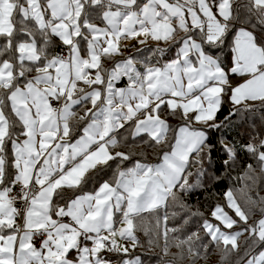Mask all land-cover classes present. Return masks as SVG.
<instances>
[{"label": "snow or ice", "instance_id": "snow-or-ice-1", "mask_svg": "<svg viewBox=\"0 0 264 264\" xmlns=\"http://www.w3.org/2000/svg\"><path fill=\"white\" fill-rule=\"evenodd\" d=\"M229 43L230 64L216 54ZM165 109L184 122L172 140ZM233 117L250 123L219 141L222 164L253 163L210 219L187 197L219 179L205 129ZM137 139L165 146L161 161L119 150ZM261 192L264 0H0V264H144L130 248L146 213L165 255L196 264L214 246L222 264H264Z\"/></svg>", "mask_w": 264, "mask_h": 264}, {"label": "trees", "instance_id": "trees-1", "mask_svg": "<svg viewBox=\"0 0 264 264\" xmlns=\"http://www.w3.org/2000/svg\"><path fill=\"white\" fill-rule=\"evenodd\" d=\"M235 32L233 31L232 36L234 37ZM219 55L225 63L230 64V57H231V44L229 43L228 46L224 47L222 51H218L216 53ZM239 79H236L234 82L238 81ZM242 80V79H240ZM121 86H125L126 81H121ZM232 108V104L228 101V98L225 97V103L221 109V111L217 114V122L223 121L225 116L228 115L229 110ZM250 123V118H246L244 121H241L239 117H233L232 123L230 126H226L223 129L216 130V129H206L208 134V143L211 145H215L216 151L212 154L211 163L206 161L205 162V168L208 170L209 175L214 177H219L218 180L210 181L206 187L202 190H198L195 192V194L189 195L187 197L189 203L193 205V211L199 210L200 212H203L204 215L211 219V211L216 203L223 204L225 202V196L224 193L229 188L234 187H240L242 182H237V176L243 173L244 166L248 163H253L250 159L247 157H241L239 161V165L234 169L225 168L222 164L223 160L227 157L225 154L220 150L219 147V141L221 139H224L226 143L233 142L234 140H242L244 137V134L247 131V125ZM257 123H259L258 120V114H257ZM174 128V127H173ZM174 134L171 131H169V140H172ZM143 140H148L147 134H143ZM138 143H143L142 140L137 139L130 143V145H123L119 150L122 151H129L131 150L134 154H137L138 149H135L134 146H137ZM162 147L160 146L158 154L151 153V158H146L147 162L151 163H158L161 159V152ZM157 148V149H158ZM136 159H133V161ZM115 169V164H113L111 169H105L104 172L99 173H93L92 174V180L84 185V191H89L97 186V184L102 180H107L111 178L112 171ZM261 195H264V192L260 193ZM151 217V218H150ZM154 218V216L150 214H144L141 221V228L137 231V236L139 238V250L142 252V259L145 264L149 263H158L163 261L161 257L165 260H172L176 259L175 257L169 256L165 257L162 255V249L163 248V240L154 241L153 243H149L150 239H153V231L155 228V218L154 222H151L150 219ZM200 219H196V227L199 226ZM171 226V224L169 225ZM149 234L148 236L142 237V234ZM203 235V233H201ZM150 236V237H149ZM148 237L150 239H148ZM146 239V240H145ZM148 240V241H147ZM151 248L160 249L162 252L161 254L158 252H150L149 250ZM173 248V247H172ZM176 248V247H175ZM149 256H152L150 259ZM144 257V258H143ZM202 263L205 264V259L214 261L213 264H222L221 261V255L219 252V249L215 248L214 246H209L206 253L201 254ZM178 260V259H177ZM178 264H185L183 261L178 260Z\"/></svg>", "mask_w": 264, "mask_h": 264}, {"label": "rangeland", "instance_id": "rangeland-1", "mask_svg": "<svg viewBox=\"0 0 264 264\" xmlns=\"http://www.w3.org/2000/svg\"><path fill=\"white\" fill-rule=\"evenodd\" d=\"M98 23H99V21H97ZM104 63H105V66L107 67V66H109L110 64H111V62L110 61H104ZM236 79H239L238 81H236V82H234ZM241 79V77H239L238 75H235V74H233L231 77H230V80H231V82H232V84L233 85H235V84H238V83H242L243 81L242 80H240ZM122 81V80H121ZM118 82L117 83V87H123V86H121V83L122 82ZM87 107H91V105L90 104H88L87 105ZM74 111H76L77 112V114L78 115H80V116H82L83 114H84V111H83V109L80 107V106H77L76 108H74ZM161 117L163 118V119H166L167 120V122L169 123V125H170V131L172 130V132H173V134L174 135H177L178 134V129H179V127L180 126H182L183 125V120L181 119V117L179 116V115H175V114H172L168 109H165L162 113H161ZM174 127V128H173ZM201 126L200 125H196V128L197 129H199ZM206 130V129H205ZM207 131V130H206ZM168 139H169V135H168ZM172 139V138H171ZM158 147H160V146H157V145H155L154 143H151V144H146V143H138L137 144V146H134V148L135 149H138V151H137V154H134L133 155V157H132V159H140L142 162L143 161H146V158H148V160L149 159H152L151 158V156H149V155H151V153H155L156 152V154H158V152H159V148ZM158 148V149H157ZM160 161H161V159H160ZM159 161V162H160ZM158 162V163H159ZM129 166H131V164H129ZM91 190H93V189H91ZM91 190H89V191H91ZM151 218V217H150ZM155 218V217H154ZM154 218H152V219H150L151 220V222H154ZM149 234L147 233V235L146 234H142V237H145V236H148ZM150 237V236H149ZM148 237V239H150ZM146 240V239H145ZM148 241V240H147ZM155 242H156V240H154ZM155 242H152L153 244L155 243ZM124 243H128V244H130V242H127V241H124ZM139 248H140V246H137L134 250H132L131 248H130V251L132 252V254L133 255H139V256H141V259H142V252H141V250H139ZM159 248H161L162 249V247H159ZM150 252H158V253H160L161 254V250L160 249H156V248H151L150 250H149ZM178 249L177 248H175V247H173V248H170V252H169V254L168 255H165L164 254V252H162V255H164L165 257L167 256V257H169V256H172V257H174L172 254H175V253H178ZM152 256H149V258L148 259H150ZM144 258V257H143ZM176 259H178L177 257H175ZM161 259L163 260V261H161V262H158V263H149V264H167V262L169 261V260H165L164 261V259L161 257ZM143 260V259H142ZM202 258H200L199 260H197V262H196V264H203L202 263ZM183 262L185 263V264H190V261L189 260H183ZM214 263V261L212 260V262H211V260H208V259H205V264H213ZM145 264V263H144Z\"/></svg>", "mask_w": 264, "mask_h": 264}]
</instances>
